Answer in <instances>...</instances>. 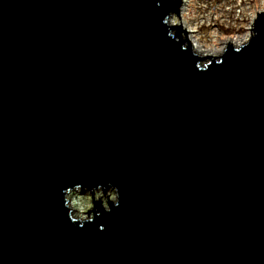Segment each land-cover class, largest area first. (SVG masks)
<instances>
[{"label":"water","instance_id":"95a60500","mask_svg":"<svg viewBox=\"0 0 264 264\" xmlns=\"http://www.w3.org/2000/svg\"><path fill=\"white\" fill-rule=\"evenodd\" d=\"M181 8L0 0V264H264V11L218 58Z\"/></svg>","mask_w":264,"mask_h":264},{"label":"rangeland","instance_id":"374dc122","mask_svg":"<svg viewBox=\"0 0 264 264\" xmlns=\"http://www.w3.org/2000/svg\"><path fill=\"white\" fill-rule=\"evenodd\" d=\"M263 11L264 0H188L184 11L181 8L180 16L174 14V19L171 16L170 25L184 29L182 38L186 31L194 32L191 40L200 46V50L206 51L204 57L219 58L220 52L227 50V43L253 37V20ZM248 42L249 40L244 44ZM116 197L114 191L105 193L100 190L94 198L103 200V205H108L112 200L115 202ZM70 199L76 218L88 220L93 217L91 194L72 192L68 196V200Z\"/></svg>","mask_w":264,"mask_h":264},{"label":"bare ground","instance_id":"6f19581e","mask_svg":"<svg viewBox=\"0 0 264 264\" xmlns=\"http://www.w3.org/2000/svg\"><path fill=\"white\" fill-rule=\"evenodd\" d=\"M181 1V7H182V11H184V9H185V5L187 4V1L188 0H180ZM170 24H172L171 23V21H170ZM194 32H191V31H186V35H185V38L187 39V40H191V35L193 34ZM249 40V37H247V38H245L244 40H242V41H231L230 43H227L226 45H234V47H236V48H238V47H240V46H242V44H244L245 42H247ZM200 48V46L199 45H196L193 41H192V50L195 52V54L196 55H200V56H204L205 55V52L206 51H204V50H200L199 49Z\"/></svg>","mask_w":264,"mask_h":264}]
</instances>
